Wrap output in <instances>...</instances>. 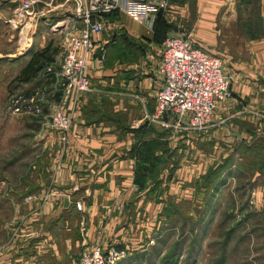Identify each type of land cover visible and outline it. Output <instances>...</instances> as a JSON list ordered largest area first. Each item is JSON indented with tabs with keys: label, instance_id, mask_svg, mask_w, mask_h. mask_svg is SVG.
Segmentation results:
<instances>
[{
	"label": "crops",
	"instance_id": "1",
	"mask_svg": "<svg viewBox=\"0 0 264 264\" xmlns=\"http://www.w3.org/2000/svg\"><path fill=\"white\" fill-rule=\"evenodd\" d=\"M168 3L167 10L145 24L112 13L106 30L93 34L87 69L91 91L79 94L67 107L72 123L65 146L55 131L40 124L39 135L45 136L41 151L50 155L52 177L38 181L37 191H27V264H34L37 256L43 261L48 253L54 264H65L67 255L78 254V260L94 245L140 248L159 230L169 205L202 199L209 171L217 168L220 175V168L231 162L233 175L248 173L249 201L264 204V0ZM17 6V0L0 4V60L20 63L19 75L44 51L48 60L35 65V73L25 81L51 92L53 80L45 68L60 61L56 34H62L61 53L71 28L80 26L75 4L45 0L22 23L9 22ZM193 12L200 13L195 21ZM212 27L230 36L216 39L215 45L229 60L230 66L223 69L232 75L231 96L202 130L174 127L168 116L147 120L162 86V41L184 36L205 49L210 47L206 29ZM255 34L260 36L250 38ZM101 54L104 61L99 66ZM254 155L261 165H253ZM39 169L46 168L39 163ZM237 175L222 184L220 175L214 188L223 190L229 184L234 191ZM194 181H201L198 196Z\"/></svg>",
	"mask_w": 264,
	"mask_h": 264
},
{
	"label": "rangeland",
	"instance_id": "2",
	"mask_svg": "<svg viewBox=\"0 0 264 264\" xmlns=\"http://www.w3.org/2000/svg\"><path fill=\"white\" fill-rule=\"evenodd\" d=\"M199 17V12L191 13L194 21ZM8 29L3 27L4 32ZM56 35L54 48L59 56L62 34ZM222 37L230 39L222 36L220 29H206L205 38L210 47L204 48L218 55L228 68L229 60H224V53L215 45V40ZM20 65L12 60H0V264H27V191H37L38 181L52 177V171H48L50 155L46 150L41 151L45 136L39 135L42 127L38 118L5 112L11 94L29 92L31 85L32 89L36 85H27L26 78L18 75ZM39 163L46 168L42 172ZM224 167L219 170L222 180L217 179L220 175H215L217 168L209 171L202 199L197 197V202L191 204L169 205L167 218L156 234L150 235L153 243L148 239L140 248L131 249L129 256L117 264H264V204L249 202L246 170L235 173L239 180L234 191L229 184L223 190L220 186L214 188L215 183L220 180V184L225 183L235 175L232 162ZM200 182H192L197 196ZM27 185L31 187L28 190ZM47 255L43 261L37 256L34 264H54L51 253ZM77 257L78 254L67 255L65 264H78Z\"/></svg>",
	"mask_w": 264,
	"mask_h": 264
},
{
	"label": "built area",
	"instance_id": "3",
	"mask_svg": "<svg viewBox=\"0 0 264 264\" xmlns=\"http://www.w3.org/2000/svg\"><path fill=\"white\" fill-rule=\"evenodd\" d=\"M5 1L9 0H0V4ZM43 1L17 0L15 18L9 22L22 23ZM72 1L80 26H73L68 33L58 65L47 67L53 80L52 91L38 85L29 92L11 94L5 104V112L9 115L37 117L43 128L57 133L61 146L67 143L72 123L67 107L75 103L79 94L91 91L87 69L88 57L94 47L92 36L106 30L107 15L116 12L145 24L159 11L170 7L168 0ZM103 61L104 54H101L96 63L101 66ZM158 71L162 86L155 96L154 111L146 115L150 122L168 116L174 119V127L202 130L210 124L218 105L231 96L232 75L224 72L222 59L206 49L193 46L188 37L170 36L162 41ZM249 202L253 203V200ZM76 208L80 209L81 204L77 202ZM148 242L153 243V239ZM128 256L126 248L112 244L106 247L94 245L80 254L78 264H117Z\"/></svg>",
	"mask_w": 264,
	"mask_h": 264
},
{
	"label": "trees",
	"instance_id": "4",
	"mask_svg": "<svg viewBox=\"0 0 264 264\" xmlns=\"http://www.w3.org/2000/svg\"><path fill=\"white\" fill-rule=\"evenodd\" d=\"M161 12L162 11H159L157 14H156V16H158V15H160L161 14ZM112 14V13H111ZM111 14H109V15H111ZM109 15H107V16H109ZM45 51H46V49H45ZM44 51H42V53H43ZM42 53H40L39 54V56H37V57H35V58H33V60H31L28 64H27V66H25L22 70H21V72H20V74H19V76H21V77H23V78H26V80H27V75L28 76H31L33 73H35V65H37V64H40L41 63V61H42V63H43V61H47L48 60V58H45L43 55H42ZM42 55V56H41ZM50 60V59H49ZM41 67V66H40ZM40 69V68H39ZM256 157L257 156H253V158L255 159V160H253V165L254 166H257V164L259 163L260 165L262 164V162L263 161H260V160H256ZM259 159H262V157L260 158L259 157ZM222 168H225V167H222ZM259 169L261 170L262 169V166L261 167H259ZM217 174V171H215V175Z\"/></svg>",
	"mask_w": 264,
	"mask_h": 264
}]
</instances>
